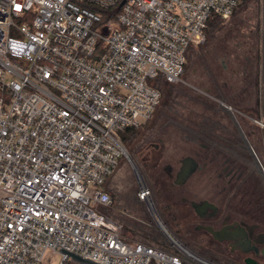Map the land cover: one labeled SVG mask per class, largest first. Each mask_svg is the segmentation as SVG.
Wrapping results in <instances>:
<instances>
[{
    "label": "built area",
    "instance_id": "1",
    "mask_svg": "<svg viewBox=\"0 0 264 264\" xmlns=\"http://www.w3.org/2000/svg\"><path fill=\"white\" fill-rule=\"evenodd\" d=\"M240 0H0V264H220L153 217L168 249L126 241L98 208L127 157L126 128L161 104L158 80L183 81L212 18ZM264 127L261 121H257ZM138 201L152 211L140 177Z\"/></svg>",
    "mask_w": 264,
    "mask_h": 264
},
{
    "label": "flooded vegetation",
    "instance_id": "2",
    "mask_svg": "<svg viewBox=\"0 0 264 264\" xmlns=\"http://www.w3.org/2000/svg\"><path fill=\"white\" fill-rule=\"evenodd\" d=\"M250 47L243 64L236 55L231 62L223 60L222 66L232 72L233 79L242 78L241 85L254 88L259 56L255 41ZM211 82L213 88L204 89L210 91V99L195 97L198 110L180 118L168 117L146 135L142 176L150 191L149 213L195 217L194 223L186 225L184 243L217 250L223 260L220 264H247L248 260L264 264V144L259 145L256 135L264 136V127L257 123L264 124V101L261 110L238 111L242 115L238 118L221 106V98L233 97L225 89L236 91L235 85L227 80L220 84L215 77Z\"/></svg>",
    "mask_w": 264,
    "mask_h": 264
},
{
    "label": "rangeland",
    "instance_id": "3",
    "mask_svg": "<svg viewBox=\"0 0 264 264\" xmlns=\"http://www.w3.org/2000/svg\"><path fill=\"white\" fill-rule=\"evenodd\" d=\"M261 4L264 7V0H248L247 6L251 7L253 10H251L249 17L247 18V23H255L257 17L256 11ZM238 12H240V10ZM234 19L235 16L225 21L224 25L215 32L214 38L208 41L204 46L194 47L193 50L189 52L188 66L183 76V81L179 84L168 85L165 87L161 106L150 122L140 128V133L133 142L129 144L123 143L127 153L137 165L142 179V175L144 174L142 160L145 152V149L142 148V146L146 139V135L155 128H160L158 126L163 125L168 117L176 116L180 118L181 116L190 115L194 110H198L200 107L195 100V97L196 95L208 96L204 89L213 88V83L211 81L214 77L219 80L220 84L227 80L230 83H233L236 89H239L240 87L243 90L244 85H241L242 78L238 82L237 79L232 78V72L225 71L222 66L223 60L231 62L236 55H239L241 64H243V58L251 52L250 48L252 47H250V44L252 42H246L243 38V31L235 29V23L238 22V20ZM246 26L250 29L249 24H246L245 27ZM248 29H246V31H249ZM236 81L240 85L235 84ZM242 90L241 92L239 90V93H236L234 88L230 90L226 88L225 92L232 94L234 98H231V102L239 105L242 102L238 103V101L241 100L243 95H247V93L242 94ZM211 95L212 97H215L214 94ZM262 97L264 98V90ZM208 98L210 99L211 97L208 96ZM232 113L238 118L242 117L238 111H233ZM260 131H263L261 127ZM256 135L259 145L262 146L264 144V136L261 133H257ZM105 188L106 190H110L114 197L113 205L108 208L96 207L99 212L106 213L112 217H117L119 218L118 220L121 221L122 219L127 223H131L137 219L138 221L152 227L154 232H152L153 235L156 233L160 236L161 234L163 235L159 227L155 224L154 218L150 215L147 207L138 202L137 194L140 189L139 178L128 157L124 156L120 159V163L114 174L108 178ZM160 218L171 233L183 242H186L188 236L186 225L191 222L194 223L196 220L195 217ZM123 237L126 241H135L136 238L133 230L128 227L123 229ZM188 246L208 258L223 262L221 254L215 249L210 248L208 251V249H197L193 245L188 244ZM60 262L61 257L59 254H53L51 251L46 253L45 264H60Z\"/></svg>",
    "mask_w": 264,
    "mask_h": 264
},
{
    "label": "trees",
    "instance_id": "4",
    "mask_svg": "<svg viewBox=\"0 0 264 264\" xmlns=\"http://www.w3.org/2000/svg\"><path fill=\"white\" fill-rule=\"evenodd\" d=\"M247 4H248V0H240L239 6L237 7V9L235 11L234 16L237 14V12L240 9H242L244 7H247ZM225 21H227V20L222 19L220 17H214V18L211 19V21L209 23L208 30H207L208 41H210L212 38H214L215 32L218 31V29L222 25H224ZM250 42H251V40H250ZM255 46L257 47V41L255 42ZM191 50H193V48H191L190 51ZM188 57H189V54H188ZM187 66H188V62L186 64V66H185V72H186ZM258 67H259V69H258L259 73H258V76H257V83H256L255 87L254 88H251V87L248 88V86H246V85L243 86L244 87V91L242 90V93L243 92L247 93V95L245 97V98H247V101H244L243 104L240 103V101H238V103H240L239 105L238 104H234V103L231 102V98H232L231 96L225 97V98H221L222 101L224 103L232 106L233 108H235L236 111H243V112L246 111L247 112V109H249L250 107H254L257 110H261V105H262V101H264L263 100L264 98H262L261 91H260V80H261L260 77L261 76H260V63L259 62H258ZM168 85H174V84H167V83L163 82L162 80H158L157 87L161 91L162 99H163L164 89ZM236 93H237V89H236ZM228 95H231V94L229 93ZM161 103H162V101H161ZM160 106H161V104L159 105V107ZM159 107L157 108V110L159 109ZM250 113L251 112H247V114H250ZM252 115L254 116L253 118L260 119L259 115H256V114H252ZM148 122H150V121H148ZM142 127H140V128H142ZM140 128H126L124 131H122L121 132V140H122V142L126 143V144H129V143L133 142L138 137V135L140 133ZM107 191L111 194L110 190L107 189ZM111 196H112V198H114L112 194H111ZM106 215H108V214H106ZM109 217H111L112 219L117 221L124 228H126V227L131 228V230H133V232L135 233V237H136L135 241L144 242V243L156 246L158 248L166 249V250L168 249L165 237L162 234L160 236L157 233L153 235L152 234V232H153L152 227L148 226L147 224L142 223L141 221H138L137 219H136V221H133L131 223L130 222L127 223V222H125L122 219H121V221L118 220L119 218H117V217H112V216H109ZM149 230H150L151 234H150ZM181 242L185 246H187L188 248L192 249L187 244H185L183 241H181ZM192 250L197 252V253H199L198 251H196L194 249H192ZM199 254L202 255L201 253H199ZM202 256H204V255H202ZM211 260H213V259H211ZM213 261H216V260H213ZM216 262H218V261H216ZM218 263H220V262H218Z\"/></svg>",
    "mask_w": 264,
    "mask_h": 264
},
{
    "label": "crops",
    "instance_id": "5",
    "mask_svg": "<svg viewBox=\"0 0 264 264\" xmlns=\"http://www.w3.org/2000/svg\"><path fill=\"white\" fill-rule=\"evenodd\" d=\"M251 10H253V9L251 7H248V6L240 9V12H238L235 15V19L238 20V22L235 23V25H236L235 29L239 30V31L240 30L243 31L242 32L243 38L245 39L246 42H248L250 40L252 42L257 41V49H258V56H259L258 59H259V63H260V76H261L260 91H261V95L263 96V90H264V7L261 4L259 6L258 10L256 11L257 17L255 19V23H253V22L247 23V21H248L247 18L249 17ZM246 24L250 25V29H248L247 26L245 27ZM245 28L248 29L249 31H246ZM242 94H245V93L243 92ZM245 97H246V95L245 96L243 95L241 100H239L240 102H242V104L244 103V101H247V98H245ZM221 103H224V102L222 101ZM224 104L227 105L228 107H230L229 112L232 113L233 111H236L235 108H233L232 106H230L226 103H224Z\"/></svg>",
    "mask_w": 264,
    "mask_h": 264
},
{
    "label": "water",
    "instance_id": "6",
    "mask_svg": "<svg viewBox=\"0 0 264 264\" xmlns=\"http://www.w3.org/2000/svg\"><path fill=\"white\" fill-rule=\"evenodd\" d=\"M206 93L209 94L210 91H209V90H206ZM221 106H222L223 108H225L226 110H228V111L230 110V107H228V106L225 105L224 103H221ZM126 154H127V157L129 158V160L131 161V163H132V165H133V167H134V170H135L137 176L140 177L141 180L143 181V179H142V177H141V175H140V172H139V169H138L137 165H136L135 162L131 159V157L129 156V154L127 153V151H126ZM194 169H195V168H192V169H189L188 171H186V172L184 173V175H183V179L186 180V179L191 175V173L194 171ZM163 225H164V224H163ZM164 227H165V230H166V232H167L168 234L172 235L173 237H175V238L177 239V237H176L173 233H171V231H170L165 225H164ZM213 234H214V236H215L216 238L218 237V233L213 232ZM184 246H185V245H184ZM60 252H62L63 254H66L68 257H70V258L72 259V261H73L74 263H76V264H100V263H98V262H94L93 260H91V259H89V258H84V257H82V256H80V255H77V254H75V253H73V252H70L69 250H66V249H64V248H60ZM247 264H252V263L249 262V260H248V261H247Z\"/></svg>",
    "mask_w": 264,
    "mask_h": 264
}]
</instances>
